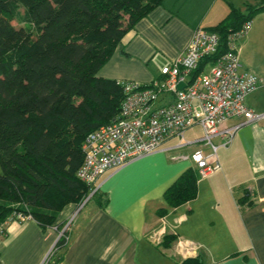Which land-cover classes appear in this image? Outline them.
Returning a JSON list of instances; mask_svg holds the SVG:
<instances>
[{
	"label": "crops",
	"instance_id": "crops-1",
	"mask_svg": "<svg viewBox=\"0 0 264 264\" xmlns=\"http://www.w3.org/2000/svg\"><path fill=\"white\" fill-rule=\"evenodd\" d=\"M261 2L164 0L122 37L98 75L150 83L183 54L198 26L213 28L232 6L246 12ZM251 21L239 53L242 67L263 81L246 104L264 113V10ZM201 134L195 128L187 138ZM223 141L213 139L220 169L199 178L193 199L171 207L165 195L186 171L199 172L191 159L173 158L196 146L144 155L104 172L97 183L101 199L79 210L68 204L51 226L33 218L9 222L0 234V264H42L72 217L69 240L52 264H185L196 257L203 264H264V118L239 127L228 147Z\"/></svg>",
	"mask_w": 264,
	"mask_h": 264
},
{
	"label": "trees",
	"instance_id": "trees-1",
	"mask_svg": "<svg viewBox=\"0 0 264 264\" xmlns=\"http://www.w3.org/2000/svg\"><path fill=\"white\" fill-rule=\"evenodd\" d=\"M163 1L0 0V227L16 211L51 226L68 204L90 195L78 177L82 145L119 115L126 96L120 81L98 72L122 37ZM263 10L264 0L246 12L232 6L208 28L221 38L218 54L229 34ZM199 178L197 170L186 171L166 192L168 205L196 197ZM101 197L97 189L89 201ZM66 243L62 236L51 258ZM185 264L203 263L196 257Z\"/></svg>",
	"mask_w": 264,
	"mask_h": 264
},
{
	"label": "built area",
	"instance_id": "built-area-1",
	"mask_svg": "<svg viewBox=\"0 0 264 264\" xmlns=\"http://www.w3.org/2000/svg\"><path fill=\"white\" fill-rule=\"evenodd\" d=\"M251 26L252 21L248 20L239 31L229 34L227 48L220 54L219 34L198 26L183 54L164 66L161 76L146 84L120 81L126 96L119 115L91 131L82 145L84 161L78 177L90 187L91 193L78 210L98 189V180L104 172L159 150L173 152L196 146L192 153H178L173 158L191 159L200 177L220 169L219 146L213 139L223 137L221 146L228 147L239 127L264 118V113H256L246 104L248 94L263 81L241 63L238 40ZM215 54L216 59L198 71L203 59ZM181 83L185 84L182 89ZM234 117L240 118L239 123L227 125ZM195 128H200L202 134L195 139L187 138V132ZM174 140L175 144L166 145ZM30 218L14 212L1 225L0 234L9 222ZM73 218L59 229V239L63 236L68 242ZM51 256L52 253L48 254L42 264H52Z\"/></svg>",
	"mask_w": 264,
	"mask_h": 264
},
{
	"label": "rangeland",
	"instance_id": "rangeland-1",
	"mask_svg": "<svg viewBox=\"0 0 264 264\" xmlns=\"http://www.w3.org/2000/svg\"><path fill=\"white\" fill-rule=\"evenodd\" d=\"M237 1V0H236ZM13 24L14 25H16V26H19L20 24L17 22V21H13ZM189 135V134H188ZM216 140V139H215ZM173 142H175V141H171V142H168V143H166V144H170V143H173ZM69 222V221H68ZM68 222H66L63 226H65ZM62 226V227H63Z\"/></svg>",
	"mask_w": 264,
	"mask_h": 264
},
{
	"label": "water",
	"instance_id": "water-1",
	"mask_svg": "<svg viewBox=\"0 0 264 264\" xmlns=\"http://www.w3.org/2000/svg\"><path fill=\"white\" fill-rule=\"evenodd\" d=\"M184 86H185V84H184V83H181V84L179 85V88L182 89Z\"/></svg>",
	"mask_w": 264,
	"mask_h": 264
}]
</instances>
